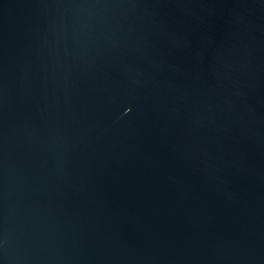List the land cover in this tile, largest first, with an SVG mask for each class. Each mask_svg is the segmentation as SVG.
Segmentation results:
<instances>
[{"label":"water","instance_id":"1","mask_svg":"<svg viewBox=\"0 0 264 264\" xmlns=\"http://www.w3.org/2000/svg\"><path fill=\"white\" fill-rule=\"evenodd\" d=\"M0 264H264V0H0Z\"/></svg>","mask_w":264,"mask_h":264}]
</instances>
